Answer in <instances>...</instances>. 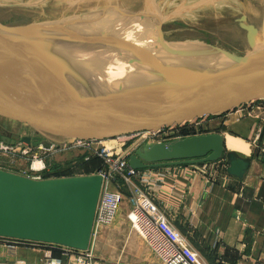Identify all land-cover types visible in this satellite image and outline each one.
I'll list each match as a JSON object with an SVG mask.
<instances>
[{"label": "water", "instance_id": "1", "mask_svg": "<svg viewBox=\"0 0 264 264\" xmlns=\"http://www.w3.org/2000/svg\"><path fill=\"white\" fill-rule=\"evenodd\" d=\"M251 51L229 58L204 47L144 38L74 52L25 33H0V112L109 129L111 139L220 117L264 100V16L249 27ZM15 146V140L2 138ZM34 148L39 136H23ZM225 160L242 180L251 158L208 133L146 142L128 158L132 170ZM103 186L98 174L33 180L0 170V237L76 251L90 246Z\"/></svg>", "mask_w": 264, "mask_h": 264}, {"label": "rangeland", "instance_id": "2", "mask_svg": "<svg viewBox=\"0 0 264 264\" xmlns=\"http://www.w3.org/2000/svg\"><path fill=\"white\" fill-rule=\"evenodd\" d=\"M263 16L264 0H0V33L36 34L67 48L70 46L61 37L54 36V31L63 25L66 29H85L95 51L150 38L204 47L238 59L251 51V34L247 29L253 27L260 33ZM220 126L217 117L207 118L202 133H213ZM111 133L109 129L85 123L0 112V168L17 172L30 164L34 155L33 152L22 155V160L12 158L4 150L2 138L18 143L23 136H39L45 148L63 150L45 158L53 173L55 168L63 170L71 167V162L79 161L83 151L74 147L77 143L94 142V136ZM129 209V204L123 201L120 211L126 214Z\"/></svg>", "mask_w": 264, "mask_h": 264}, {"label": "crops", "instance_id": "3", "mask_svg": "<svg viewBox=\"0 0 264 264\" xmlns=\"http://www.w3.org/2000/svg\"><path fill=\"white\" fill-rule=\"evenodd\" d=\"M217 118L220 131L213 133L224 141L234 138L237 145L231 150L251 158L247 174L238 180L224 173L209 189L200 165L151 169L162 186L151 213L165 215L186 238L198 264H264V100ZM196 205H201L202 215L198 227L192 228L186 217ZM124 215L119 210L112 225L99 227L92 236L89 249L95 264H161L121 218ZM13 246L2 253V264H43L49 255L67 261L65 247L19 240Z\"/></svg>", "mask_w": 264, "mask_h": 264}, {"label": "built area", "instance_id": "4", "mask_svg": "<svg viewBox=\"0 0 264 264\" xmlns=\"http://www.w3.org/2000/svg\"><path fill=\"white\" fill-rule=\"evenodd\" d=\"M206 120L207 118L157 131H141L111 139L77 143L74 146L82 149L85 161L97 157L104 165L95 173L102 176L103 186L96 209L92 236L99 227L112 225L122 202L126 199L130 206L126 219L131 230L161 264H198L188 249L186 238L173 229L165 215L160 213L155 217L151 213L154 210L155 195L162 190L160 180L155 177L151 169L142 171L130 169L128 158L146 142L161 143L203 134ZM1 143L6 148L5 152L14 159L22 160V155L34 153L30 164L20 167L17 172L10 173L33 180L60 178L50 171L45 161L50 154L63 151L60 148L48 149L43 146V143L36 148L24 146L20 142L15 146ZM26 161L30 160L27 158ZM226 167L225 160L221 159L215 163L200 165L198 171L208 188L213 189L220 175L226 173ZM0 170L3 169L0 168ZM125 195H127L126 198ZM201 215V205H196L187 215L186 220L192 228H197ZM14 242L16 240L0 237V264H2V253L13 248ZM66 251L64 257L67 261L49 255L45 256L43 264H68L69 261H73L74 264H95L90 249L76 251L67 248Z\"/></svg>", "mask_w": 264, "mask_h": 264}, {"label": "bare ground", "instance_id": "5", "mask_svg": "<svg viewBox=\"0 0 264 264\" xmlns=\"http://www.w3.org/2000/svg\"><path fill=\"white\" fill-rule=\"evenodd\" d=\"M73 1V0H72ZM42 2V1H41ZM41 2H39V3H41ZM68 2V1H67ZM38 3V4H39ZM36 4V3H35ZM121 16V15H120ZM130 16V15H129ZM129 16H128V18H129ZM132 17H134V16H132ZM127 18V16L125 17V18H123V20L124 19H126ZM137 18V17H136ZM138 18H139V16H138ZM142 17H140V19H141ZM122 19V18H121ZM120 19V20H121ZM132 19V18H131ZM131 19H129L130 21L129 22H134V21H132ZM135 19V18H134ZM133 19V20H134ZM139 19V20H140ZM117 21L119 20V19H116ZM138 20V19H137ZM137 20H135V22L137 21ZM142 20V19H141ZM127 21H128V19H127ZM121 22H122V20H121ZM125 22V21H124ZM61 27L59 28H57L54 32V36L55 37H57L58 38V36L59 37H61L62 38V40H64L63 41V43L65 44V45H67V46H70V47H75L76 49H71L70 47H67V48H62V47H60V46H58V45H56V44H53L49 39L50 38H47V39H45L44 37H41V36H39V35H36V34H32V36H34V37H38L39 39H41V40H43L44 42H46L48 45L50 44V46H52V47H57V48H59V49H63V50H67V51H69V50H72V51H74V52H93V51H95L94 49H92V47L90 46V40H91V37L89 36V33H87L86 31H85V29H81L80 27H73V28H70V29H66L63 25H60ZM78 26H81V25H78ZM18 31V30H17ZM58 31V32H57ZM25 32H27V31H25ZM7 33H10V32H7ZM23 34V33H22ZM25 34H27V33H25ZM31 33H29V35H30ZM50 34V33H49ZM47 36V35H46ZM89 43V44H88ZM38 120V119H37ZM39 121V120H38ZM42 122V121H41ZM41 125V124H40ZM41 126H43V125H41ZM54 126V125H53ZM45 127V126H44ZM55 129V128H54ZM225 146H226V148L227 149H233V148H235L236 147V145H237V140H235L234 138H231V137H227L226 139H225ZM234 151V150H233ZM36 165H38V164H36Z\"/></svg>", "mask_w": 264, "mask_h": 264}, {"label": "trees", "instance_id": "6", "mask_svg": "<svg viewBox=\"0 0 264 264\" xmlns=\"http://www.w3.org/2000/svg\"><path fill=\"white\" fill-rule=\"evenodd\" d=\"M211 118H215V117H209ZM72 163H74V165H72ZM71 167L65 168L63 170H59V168H55L53 174L56 176H60V177H70L74 174H80V173H85V174H89V173H93L94 171L98 172L100 171L104 165L103 162L97 158V157H93L91 159H89L88 161L84 160V156H82L79 161H73L70 163Z\"/></svg>", "mask_w": 264, "mask_h": 264}, {"label": "flooded vegetation", "instance_id": "7", "mask_svg": "<svg viewBox=\"0 0 264 264\" xmlns=\"http://www.w3.org/2000/svg\"><path fill=\"white\" fill-rule=\"evenodd\" d=\"M2 142V141H1Z\"/></svg>", "mask_w": 264, "mask_h": 264}]
</instances>
